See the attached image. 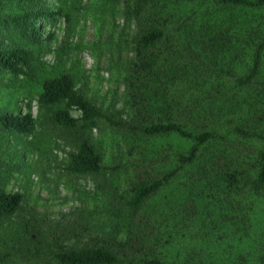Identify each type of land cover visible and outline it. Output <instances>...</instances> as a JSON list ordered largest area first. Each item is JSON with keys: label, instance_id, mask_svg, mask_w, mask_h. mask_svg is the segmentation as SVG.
I'll return each mask as SVG.
<instances>
[{"label": "trees", "instance_id": "obj_1", "mask_svg": "<svg viewBox=\"0 0 264 264\" xmlns=\"http://www.w3.org/2000/svg\"><path fill=\"white\" fill-rule=\"evenodd\" d=\"M19 3L27 7L22 13L3 12ZM125 12L135 23L124 77L127 119L103 111L68 72L45 79L37 99L44 122L70 148L66 172L96 178L115 223L95 244L59 248L24 224L41 247L34 261L264 264V0H125ZM55 15L46 0H0L1 71L27 74L33 54L25 45H40L39 19L50 23ZM34 125L29 113L0 114L7 133L27 134ZM105 129L136 153L129 195L102 175L93 132ZM167 137L188 145L175 147ZM166 189L174 199L160 203ZM22 200L0 187V220ZM227 241L239 249L230 258ZM11 257L0 253V264Z\"/></svg>", "mask_w": 264, "mask_h": 264}, {"label": "rangeland", "instance_id": "obj_2", "mask_svg": "<svg viewBox=\"0 0 264 264\" xmlns=\"http://www.w3.org/2000/svg\"><path fill=\"white\" fill-rule=\"evenodd\" d=\"M46 6L56 15L50 23L39 19L45 38L40 45H25L33 54L27 74L12 77L0 70V114L29 113L35 120L27 134L0 128V187L23 197L20 210L0 220V253L12 255L10 264L37 263L41 247L25 236L24 224L40 236L42 244L59 248L95 244L115 223L112 206L96 178L66 172L70 148L44 122L37 99L45 79L68 72L75 88L103 111L127 119L124 77L134 56L135 23L125 12V0H46ZM26 8L24 3L13 4L3 12L20 14ZM2 32L8 39L6 30ZM70 113L79 115L73 108ZM93 137L103 157L102 175L119 193L129 195L136 158L130 142L110 129L94 131ZM166 141L179 148L188 145L174 137ZM171 192L166 189L160 203L172 201ZM236 244H223L229 258L239 251Z\"/></svg>", "mask_w": 264, "mask_h": 264}]
</instances>
